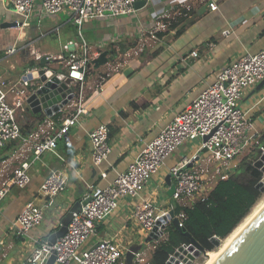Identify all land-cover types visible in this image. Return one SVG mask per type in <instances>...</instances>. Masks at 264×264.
Here are the masks:
<instances>
[{"label":"crops","instance_id":"obj_1","mask_svg":"<svg viewBox=\"0 0 264 264\" xmlns=\"http://www.w3.org/2000/svg\"><path fill=\"white\" fill-rule=\"evenodd\" d=\"M215 1L219 9L214 11L207 3L198 0H152L148 5L139 7L136 13L92 19L83 24L82 36L93 51H112L108 59L111 62L115 59L117 68L110 71L98 87L96 75L92 72L88 76L83 94L88 113L83 116L82 125L72 126L69 133L58 140L55 151H46L33 162L30 168L32 181L28 186L12 187L7 194L13 192L9 202L1 206L7 195L0 202V264H19L32 251L30 238L17 237L15 233L12 236L13 231L9 228L29 199H36L44 207V220L32 233L48 240L64 221L70 222L71 211L79 208L89 191V184H105L113 177L114 171H111L108 178L102 179L100 170L91 162L90 130L100 123L108 124L112 146L110 162L123 170L134 160L143 144L184 110L214 80L222 67L246 52H257L264 47V0ZM183 4H189L192 8L187 16L181 18L178 26L161 29L148 36L147 31L158 16L171 13ZM68 14L66 11L41 18L36 13L27 27L3 26L4 22L13 21L16 15L0 0V76L11 82H19L24 74L40 68V57L54 53L37 46L38 31L47 34L54 29L59 30L68 21L74 24L71 16L68 20H62ZM47 18L50 22L40 25ZM181 25L184 30L178 34ZM76 28L79 38H69L64 46L70 41H73V45L81 42L82 37ZM227 29L230 31L226 34ZM14 44L24 48L8 54V48ZM192 50H197L198 55H191ZM62 52H67L65 47ZM16 63L28 67L18 70ZM46 66L63 69L59 62H49ZM261 81L247 89L240 105L248 111L253 121L252 136L262 141L264 84L259 87ZM73 88L76 90V87ZM9 100L15 105L14 95H9ZM77 101L78 97H74L53 116L43 111L34 112L27 102L14 107L18 114L20 110L29 112L28 121L21 124L22 128L26 126L24 130L28 133L47 119L60 124L65 116L75 110ZM42 118L45 119L41 121ZM188 143L183 149H177L175 158L167 160L166 167L156 173L147 185L145 195H152L161 207L180 205L168 192L173 181L169 184L167 176L171 164L197 152L201 139ZM256 148L249 145L245 151L251 153ZM3 150L5 154L0 158V165H6L9 169L20 160L33 157V151L27 147L21 149L19 141L10 142ZM68 161H72L77 170L68 167ZM52 168H66L70 177L66 189L49 200L39 196L38 189ZM135 200L130 196L123 197L119 208L98 223L97 235L90 242L115 235L130 249L145 251L146 244L149 245L151 241L146 240L131 218ZM124 258L126 264V256Z\"/></svg>","mask_w":264,"mask_h":264},{"label":"built area","instance_id":"obj_2","mask_svg":"<svg viewBox=\"0 0 264 264\" xmlns=\"http://www.w3.org/2000/svg\"><path fill=\"white\" fill-rule=\"evenodd\" d=\"M2 1L6 4V0ZM9 1L12 7L6 6L16 15L13 21L17 22V27L24 28L31 25L36 13L42 18L65 10L70 13L71 19L78 27L82 40L79 43L75 42L74 45L73 41H70L69 44H72L74 49H70L69 44H66L64 47L67 52L56 55L46 54L48 59L51 58V62H59L63 66L62 70L56 69L60 79L66 77L75 79L74 97H78V101L75 103V110L65 116L60 124L53 119H47L36 129L28 133L24 132L15 117L14 106L26 103L33 79L28 77V73L24 74L19 82H11L0 76V149L12 141H19L21 149L27 147L33 151L32 158L26 157L25 160H20L11 169L6 165L0 169L2 178L0 202L12 187L25 188L31 183L30 168L33 162L40 159L44 152L55 151L58 140L69 133L72 126L82 125L83 116L88 113L83 94L87 78L96 67L94 59L101 52L93 51L83 38L81 32L83 24L92 19L115 18L136 13L139 9L136 3L141 0ZM198 1L207 3L211 10L219 9L215 0ZM150 2L152 0H145L144 6ZM191 8V5L183 4L171 13L158 16L147 31L148 36L156 34L161 29L170 28L169 26L177 21L178 17L187 16ZM229 31L227 29L225 33ZM145 36L141 40L144 41ZM20 48L24 47L14 44L8 48L7 53L13 54ZM190 54L197 56L198 51L192 50ZM112 64L108 59L102 66ZM115 68L117 67L114 66L113 70ZM101 78L97 87L105 79L103 76ZM262 79H264V47L257 52H246L228 62L184 110L177 113L157 135L143 144L134 160L123 170L110 162L112 146L109 141L108 124L100 123L90 130L88 134L92 147L91 162L100 170L102 179L108 178L111 171H114L113 177L105 184L88 185L89 191L85 196L88 201L82 204L79 210L73 211L66 233L54 244L39 235H33V230L44 220V207L36 199H29L9 226L17 237L30 238L32 245L31 253L22 258L19 264H46L53 253L56 254L55 264H117L126 256L130 246L115 235L103 236L93 243L89 242L97 235L98 223L119 208L123 197L130 196L136 199L133 202L131 218L139 226L140 232L147 237L158 220L168 216L175 206L161 207L152 195H145L147 185L186 140L200 138L201 143L196 153L185 156L169 166L175 186L172 196L183 206L191 205L198 199L207 200L218 181L228 178L236 171L240 156L249 145L259 147V155L264 151V143L251 134L254 124L248 116V111L240 105V100L247 89ZM9 95H14L15 105L10 102ZM206 135L210 136L204 141L203 137ZM204 148L206 151L201 152ZM67 166L77 170L72 161H68ZM69 177L66 168L50 169L38 189L39 196L53 200L66 189ZM175 216L179 219L178 225L183 226L185 213L181 212ZM172 220V217H168L165 227L159 226L164 230V235L167 225ZM1 245L2 243L0 248ZM144 252H134L133 261L141 262Z\"/></svg>","mask_w":264,"mask_h":264},{"label":"water","instance_id":"obj_3","mask_svg":"<svg viewBox=\"0 0 264 264\" xmlns=\"http://www.w3.org/2000/svg\"><path fill=\"white\" fill-rule=\"evenodd\" d=\"M6 5L11 6V2L6 0ZM145 5V0L138 1L136 6L142 7ZM16 21H7L3 23V26H16ZM70 49H74L72 44H69ZM109 50H104L98 57L94 59V65L96 67L106 63L108 61ZM51 58L48 59L46 54L40 57V68L35 69L28 73V77L33 79V85L30 89L26 102L32 108L34 112L43 111L48 116L61 111L66 105L73 100L74 83L75 79L72 77H66L60 79L57 75V70L54 68L46 67V64L51 62ZM264 84V79L259 84V87ZM210 135L203 137L206 141ZM206 151V148L201 152ZM200 152L198 153V156ZM254 166L259 168L262 172V178L257 183V188L264 192V151L253 162ZM192 163H190V166ZM167 181L171 184V174H168ZM174 184H171L169 193H174ZM88 199L83 200L80 203L79 208L71 211V216L74 210H79L82 204H85ZM168 217H172L174 223L178 225L179 219L175 216L174 210H170L168 216H165L158 220L157 225L146 237L147 241L157 240L164 235V230L160 227H165V221ZM69 221H64L60 229L53 232L48 241L52 244L56 240L63 236L68 229ZM188 235L191 236L190 233ZM222 240L218 236H213L212 241L216 247H219ZM137 250L131 248L126 253V264H131L134 258V252ZM208 250L200 244L194 237L191 236V242L189 244L184 243L180 245L176 251L170 255L168 259L169 264H192L195 258L199 257ZM56 254L53 253L46 264H55ZM207 264H264V204H259L258 210L235 232L233 239L227 240L222 246L219 247L217 255H211L210 261Z\"/></svg>","mask_w":264,"mask_h":264},{"label":"trees","instance_id":"obj_4","mask_svg":"<svg viewBox=\"0 0 264 264\" xmlns=\"http://www.w3.org/2000/svg\"><path fill=\"white\" fill-rule=\"evenodd\" d=\"M181 18L173 22L170 28L178 26ZM183 30L184 27L181 25L177 33ZM22 129L25 132L24 128ZM256 149L254 151L258 153L259 147ZM262 175L263 172L254 166L252 156L246 155L240 159L239 166L232 175L218 181L207 200L198 199L191 205L175 206L176 215L185 213L183 226L176 225L173 220L167 225L164 238L158 239L152 250L149 264H169L170 255L180 245L190 243L191 236L207 250H214L216 246L212 237L226 238L261 198L262 191L256 185Z\"/></svg>","mask_w":264,"mask_h":264},{"label":"rangeland","instance_id":"obj_5","mask_svg":"<svg viewBox=\"0 0 264 264\" xmlns=\"http://www.w3.org/2000/svg\"><path fill=\"white\" fill-rule=\"evenodd\" d=\"M62 12H66L65 10L64 11H61L60 13ZM69 13V12H68ZM70 13L67 15V16H64L62 20H68V17H70ZM67 18V19H66ZM49 21L50 22V19L47 18L45 19L43 22L41 21L40 22V25L44 24L45 22ZM59 23H61V21H58ZM56 26V24H55ZM54 26V27H55ZM85 31V30H84ZM38 41H37V46L43 50H48L54 54H58V53H62V51L64 50V44L67 42V40L69 38H79L78 36V32H77V28L76 26L71 22V21H68L66 24L62 25L59 30H56L54 29L51 33H47V34H43L40 31H38ZM79 40V39H78ZM15 58H13L14 60ZM112 65H105V66H102L101 68H96L94 67L93 68V73L96 75V82L98 83L99 79H102L101 77H105L107 74V72H110L113 70V67L116 66L117 62L115 59H113L112 61ZM18 64V65H17ZM17 65V69L18 70H25L28 66L25 65L24 63V67L19 65V63H16ZM30 116L29 112H22L21 110L19 111V114L16 110L15 112V117L17 118L19 124H23L25 123L26 121H28V117ZM26 128V126L24 127V129ZM197 141H200V138H197ZM189 144L188 141H184L180 148L183 149L185 145ZM257 150V149H256ZM255 153H250L247 151H245L242 156H240L241 158L245 157L246 155H251L253 159H256L258 156H259V151L257 153V151H254ZM176 153H177V150L170 156V158H168L167 160L171 159L172 157L175 158L176 156ZM5 152L3 150V148L0 149V158L2 155H4ZM10 154V152H8V155ZM1 163V162H0ZM166 167V162L163 164V166L160 168V170H162L163 168ZM3 168L2 167V164L0 165V169ZM159 170V171H160ZM8 173H9V170H7ZM11 171V170H10ZM16 189V188H15ZM12 193L11 192V195H7L6 198L4 199L3 203L1 204V206H3L5 203L9 202L10 200V197L12 196ZM261 198L263 199L264 198V192H262V195H261ZM72 219V216L70 218V220ZM14 234V231L12 232V236ZM15 235V234H14ZM164 236L160 237L159 240L163 239ZM91 241V240H90ZM89 241V242H90ZM157 243V241H151L148 244H146L145 246V252L143 253V260L141 261L142 263L141 264H149V261H150V258H151V253H152V250L154 249L155 247V244ZM85 246V245H84ZM218 247H216L215 249H217ZM207 259V255H205L204 253L202 255H200L199 257L195 258V260L192 262V264H201V263H204ZM125 262V258H122L120 259L117 264H124ZM74 264V263H72Z\"/></svg>","mask_w":264,"mask_h":264},{"label":"bare ground","instance_id":"obj_6","mask_svg":"<svg viewBox=\"0 0 264 264\" xmlns=\"http://www.w3.org/2000/svg\"><path fill=\"white\" fill-rule=\"evenodd\" d=\"M259 204H264V198H260L258 202L253 206L251 211L244 217V219L238 224V226L231 232L229 235L222 240V243L220 246H222L227 240L233 239L235 236V232L258 210ZM219 246V247H220ZM219 247L214 250H208L205 255H207V259L204 263L201 264H207L210 261L211 255H217L219 251Z\"/></svg>","mask_w":264,"mask_h":264}]
</instances>
